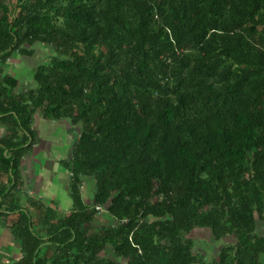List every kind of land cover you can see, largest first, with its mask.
<instances>
[{
	"label": "trees",
	"instance_id": "obj_1",
	"mask_svg": "<svg viewBox=\"0 0 264 264\" xmlns=\"http://www.w3.org/2000/svg\"><path fill=\"white\" fill-rule=\"evenodd\" d=\"M41 120L67 208L22 191ZM0 217L5 264H264V0H0Z\"/></svg>",
	"mask_w": 264,
	"mask_h": 264
},
{
	"label": "rangeland",
	"instance_id": "obj_2",
	"mask_svg": "<svg viewBox=\"0 0 264 264\" xmlns=\"http://www.w3.org/2000/svg\"><path fill=\"white\" fill-rule=\"evenodd\" d=\"M50 52V48H47V46L43 44H38L32 47L26 46L22 48L19 53V57L21 56V58H12V62L14 63L13 66H5H7V70L14 71V73L16 74L19 73V77L21 80H24L23 78H27V80L32 81L34 72L33 69L39 62L46 61ZM37 115H39V113H37ZM36 128L40 133L41 142L40 144H38L39 146L37 145L38 147H36L32 153L35 157L37 156L38 158H43L45 160L41 159L40 163L35 164V173L37 174L38 178L36 180L37 184H35L34 189L35 191H37L38 189H44L41 191V193L36 194L35 197L46 198L48 199L47 203H49V199H56L57 202H60V205L63 208L69 207L72 203L71 196L69 194L70 190L66 186L69 185V183L64 184L65 182L63 183L60 180V175L65 171L61 169H57V171L53 170L54 172H57V174L52 175L50 173V168L51 166H53V162L57 161L60 156L70 157V143L77 133V129L76 127H73L68 122V120H59L56 122H46L41 120L36 123ZM28 165L29 164H27V166ZM60 165L61 163H59L58 165L61 168ZM53 167H55V162ZM57 167H55L54 169H56ZM25 168L26 166L24 167V169ZM31 168L32 166L29 165L27 169L29 170ZM30 172L32 173V170H30ZM4 176L6 178V175ZM65 176H67V174H65ZM32 179L33 176L31 180ZM39 181H42L44 185L43 183L40 184ZM46 185H48V187H46ZM82 190L86 193V198H89L88 192L91 191L89 183H85ZM6 221L7 220L0 218V264L10 263L15 258V252L20 251L19 242L15 241L11 230H9L5 226ZM205 247L206 246L201 242L199 248L204 249ZM196 248H198V246ZM4 255H6L7 258H4Z\"/></svg>",
	"mask_w": 264,
	"mask_h": 264
},
{
	"label": "crops",
	"instance_id": "obj_3",
	"mask_svg": "<svg viewBox=\"0 0 264 264\" xmlns=\"http://www.w3.org/2000/svg\"><path fill=\"white\" fill-rule=\"evenodd\" d=\"M39 146V145H38ZM37 145L35 146V148L36 147H38ZM34 148V149H35ZM61 158V157H60ZM41 159L42 160H45V159H43V158H38L37 156L35 157L34 155H33V153H31V154H29V155H27L26 156V158L25 159H23V161H22V165H21V179H22V181L24 182V184L22 185V191H24L25 193H27V194H29V195H31V196H35L36 194H39V193H41V191L42 190H44V189H38L37 191H35V189H34V187H35V184H37V174L35 173V164L36 163H40L41 162ZM62 159V158H61ZM59 160H57V161H54L55 162V167H57L59 164L57 163ZM52 162H53V160H52ZM51 162V163H52ZM54 162H53V166H54ZM27 164H29L30 166H32V168L31 169H27L28 167H29V165L27 166ZM57 165V166H56ZM26 166V168L24 169V167ZM53 166H51V168H50V173L52 174V175H56L57 174V172H54V171H57V169H60V167L58 166L56 169H54L55 167H53ZM52 169V170H51ZM30 170H32V173L30 172ZM54 170V171H53ZM64 171V170H63ZM65 174H67V176H65ZM42 175V174H41ZM32 176H33V179L31 180V178H32ZM36 178V179H35ZM54 178V177H53ZM70 179H71V172H69L68 170H65V172L63 173V174H61L60 175V180L64 183V184H68L69 182H70ZM2 180L4 181V182H6L7 184H9L10 182H9V176H7L6 175V178H5V176L4 177H2ZM66 181H67V183H66ZM32 183H33V185H32ZM39 183L40 184H42L43 182L41 181H39ZM43 185H44V183H43ZM67 187H68V185H66ZM46 187H48V185H46ZM47 189V188H46ZM45 199V201H46V198H44ZM48 202V201H47ZM26 208H28L30 211H31V213H32V215L34 216V222H37L36 224V228L37 229H41V228H46L42 223H40L39 222V217L37 216V212L36 211H34V207H33V203H29L28 202V200H27V197H25V196H23L22 197V202H21ZM65 208H67V207H65ZM0 218H2V217H0ZM38 222H39V224H38ZM259 231L261 232V233H263L264 234V222H261L260 223V226H259ZM16 251V250H15ZM20 251H16L15 252V254H18ZM14 255V254H13ZM4 258H7V256L6 255H4ZM1 261V260H0ZM12 262V261H11ZM10 262V263H11Z\"/></svg>",
	"mask_w": 264,
	"mask_h": 264
}]
</instances>
